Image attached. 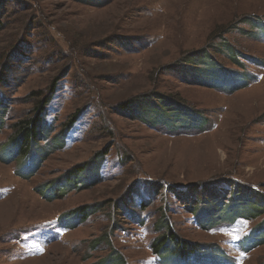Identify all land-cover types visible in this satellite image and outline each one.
Masks as SVG:
<instances>
[{"label":"rangeland","instance_id":"rangeland-1","mask_svg":"<svg viewBox=\"0 0 264 264\" xmlns=\"http://www.w3.org/2000/svg\"><path fill=\"white\" fill-rule=\"evenodd\" d=\"M208 62L246 75L229 85L248 82L214 85L199 76ZM56 79L23 163L3 148ZM163 100L209 123H152L170 111ZM88 161L62 196L39 191ZM254 203L264 205V0H0V264H161L153 240L170 232L200 247L184 264H264V208L245 212ZM85 205L87 219L60 228Z\"/></svg>","mask_w":264,"mask_h":264},{"label":"trees","instance_id":"trees-1","mask_svg":"<svg viewBox=\"0 0 264 264\" xmlns=\"http://www.w3.org/2000/svg\"><path fill=\"white\" fill-rule=\"evenodd\" d=\"M207 64H208V67H206L207 69H202V71L199 72V76L204 77V78L208 77L209 80L214 78L215 80V83H213L214 85L217 84V86H219L218 84L220 83L224 86L228 85L229 89L234 90L236 88L245 86L246 83L248 82V81H245L243 83H234L235 85L234 84L229 85V82L232 79L246 77V75L244 76L243 74H240V73L234 76L228 75L229 73L227 72L228 73L227 74L226 72H224V70H221L216 62H212L210 64L208 62L206 63V65ZM201 81L206 82V83L208 82V81L203 80V78ZM57 82L58 80L56 79L50 89V94L44 97L36 106V112L38 114L36 117L30 118L25 122H19L18 124L14 125V128H15L14 133L12 134L8 142L9 144L3 148V152H9L10 154H12L14 151L15 152L14 155H22V157H24L25 160L23 161V163L24 162L32 163L30 159L34 157V154L36 152L34 149V143L37 145L36 141L38 139L39 132L41 131V126L44 128L47 127L46 123L43 122L45 113L47 111L46 106L49 104V102L52 100V97L55 94ZM208 84H210V82ZM162 103L164 104V106L170 109V111H167L166 109L163 111H159L158 113H156V116L159 117V119L151 121L152 123L163 122L167 124V126H170V128H173L174 130H179V127L181 125L184 126L185 128H194V129L204 130L205 126H207V124L209 123L208 119L204 117L203 113L198 112V111H192L190 107H186L184 105H176V104L171 105L168 102V100H163ZM153 108H154V105H153ZM153 108H149V109H153ZM154 111H157V109H155ZM79 113L80 112L78 111L72 116L70 122L67 124V128L63 130L64 135L66 134L68 130H70L73 124L78 120ZM64 140H61V142H64ZM106 154H108V152H105V154L100 153L98 158L100 157L101 158L97 159L99 161L97 162L95 167H93V169H96V167L99 169V165L101 164L102 159L104 158ZM42 156L44 157V155ZM38 160L37 162H35V165H33V167H31L32 165L31 166L29 165V169L30 168L32 169L28 170L26 174L27 176L32 175L36 171V169L39 166ZM40 160H42V158ZM91 163L92 162L88 161L85 163L75 165L74 168L70 172L63 175L61 178L56 179L52 183H48V185L44 184L40 188L41 190L38 187L39 191H41L42 194L46 198H49V199H54L59 196H62L65 192H67V189H69L67 185H70L72 187L76 186V183L78 182L76 178L79 179V176L83 175L88 167H92V166H89ZM98 169L94 171V173L91 174V176L97 173L101 177V174L98 171ZM232 186H234L235 193H236V190L238 187L237 182H235V185H232ZM232 186H230V188H232ZM230 190L232 191V189ZM230 198H232V196ZM119 205L122 208V204L119 203ZM89 207H90L89 205L80 206V207H77L63 214L60 217V223H61L60 228L69 229V228L75 227L80 220L87 219L91 212V207L90 208ZM241 208L245 209V208H248V206L244 205V206H241ZM252 208L262 209L264 208V205H261V204L256 205L254 203L252 204V207L248 208L250 210L247 209L245 210V212L248 211L247 213H254L255 210ZM126 209H127L126 206H124V210ZM197 214L198 213H196V215ZM197 216L199 217V215ZM203 226H206V225H203ZM170 234H162L161 236L153 240L154 241L153 250L157 254L161 264H174V263L184 264L185 261L183 262V260H186L187 256H193L194 253L199 252L198 248L200 247L195 246V245L193 246L187 242L185 243L183 240L181 241L179 240L178 237H174L173 235H170ZM176 258H180V260L177 262L174 260ZM113 261H116L117 263ZM113 261H106V262L104 261V262H101L100 264H110V263L111 264H115V263L122 264L123 262L121 257L114 259Z\"/></svg>","mask_w":264,"mask_h":264},{"label":"bare ground","instance_id":"bare-ground-1","mask_svg":"<svg viewBox=\"0 0 264 264\" xmlns=\"http://www.w3.org/2000/svg\"><path fill=\"white\" fill-rule=\"evenodd\" d=\"M197 22V21H196ZM198 23V22H197ZM197 23H196V25H197Z\"/></svg>","mask_w":264,"mask_h":264}]
</instances>
